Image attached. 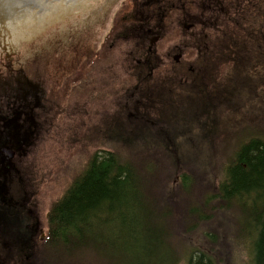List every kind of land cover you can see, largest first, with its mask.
<instances>
[{"label": "rangeland", "instance_id": "obj_1", "mask_svg": "<svg viewBox=\"0 0 264 264\" xmlns=\"http://www.w3.org/2000/svg\"><path fill=\"white\" fill-rule=\"evenodd\" d=\"M123 3L114 2L109 10L103 13L96 11L92 17L93 22L81 17V23L76 26L92 28L87 29L84 37L83 35L79 37L82 28L77 32L72 31L71 34V29L56 33V43L62 44L58 47L59 55H56L53 61L59 59L62 64L70 67L66 73L62 72L60 75L70 77L78 68L80 60L86 62L85 60L93 58L102 38L110 29L114 16L118 11L117 20L126 16L127 12L120 15ZM241 3L243 0L215 1L214 6L210 3V18H207L204 11L197 19L188 23V25L194 23L197 29L190 30L192 26L184 28L180 25L182 40H179L181 41L179 45L183 47L181 55L173 57H168L167 54L158 55L160 58L155 61L174 63L175 69L168 78H153L147 81L148 66H138L135 62V59L145 57L147 52L144 49L135 51L134 47L138 41L133 33L121 34L113 47L115 58L105 64L106 66H100L103 82L109 74L105 73L106 70L111 72L113 69L119 81L135 75L137 77L135 83H139L138 88L159 95L154 101L159 109H88L92 125L95 123L100 125L91 127L93 131L100 128L101 143L94 144V141L81 137L83 124L79 112L83 109H69V114L67 109H61L63 112H60V109H48V118L52 122L50 133L58 136L51 138L49 135L40 134L33 145L24 148L26 156L21 158L20 165H24L27 172L23 175L14 174L13 177L6 179L7 191L13 203L11 206L0 203V224L9 225L10 231L19 236L18 242L22 244L20 248L23 247L25 253L28 252L29 246L33 251L40 239L46 237L49 229L48 220L54 204L65 195L74 180L83 174L91 157L96 153L108 151L113 154L120 152L129 158L141 154L162 159L161 161L166 160V166L176 167V172L169 183L170 189H165L161 194L157 193L161 195L159 202L152 200L150 193L146 192L150 198L148 202L132 203L126 210L129 222L136 221L135 217L142 220L138 222L141 223L144 238L134 235L132 231L130 235L117 236L114 229L116 225L99 226L100 236L108 234L109 248L106 249L108 260H105L108 264H132L134 255L121 254L120 251H125L123 250L125 247L133 245L137 240L139 248L146 246V251L151 253V258L146 264H171V256H175L180 248L171 232L176 227L175 221L184 218L193 205L198 207L208 204L210 208L215 207L212 202H202L203 194L208 199L211 197L210 194L216 193L223 177L214 173L208 176L202 172L214 165L215 169L217 167L219 170L223 169L226 164L222 159L224 155L232 154L237 150V144L243 140L264 134V9L245 10L230 18L228 12L237 11ZM186 7L189 10L192 5L187 3ZM224 17L234 24L238 23V28L222 25ZM175 26L169 25L167 30ZM51 40L52 38L44 37L42 46L51 44ZM72 41L76 42L74 47L76 50L70 47ZM77 42L85 43V48L78 50ZM36 50L24 48L22 60H28V65L23 67V73L28 78L35 77V74L40 76L38 83H44L50 96L44 103L48 105L55 98L52 95L56 91L49 82V77L56 71L48 74L50 62L48 56L40 59L37 65L29 64ZM131 51H134L132 60L127 59ZM192 52L194 55H191ZM189 60L190 63L187 62ZM5 64L9 65L8 62ZM56 69L57 67L54 68ZM195 74L210 77L206 79L210 82V93L204 92L206 87L203 85L197 87L198 90H194L191 85H182L186 83L183 78L192 79ZM105 88L104 85L103 89ZM0 95L4 96L8 104L13 103L15 106L19 105L15 97L23 98L11 80L0 81ZM189 95H193L194 98ZM209 95L210 98H207ZM62 121H65L63 126ZM91 121L88 126L91 125ZM106 131L109 138L115 139L114 143L106 138ZM222 135L228 136L227 143H221ZM119 155L121 154L116 153V156ZM20 165L18 169L21 171ZM189 174L190 183H193L192 188L204 186L206 187L204 193L187 195L181 190L183 177ZM145 185L158 183L147 180L141 186L146 187ZM197 197L200 198V203L191 204V199L195 201ZM17 203L25 204L30 209L22 210ZM252 207V202H247L243 207L230 212L222 209L208 221V224H212L204 228L203 234L199 233L204 226L191 235L194 237L193 245L189 243L190 248L187 250L200 249L207 252L210 258L217 260L219 264H254L253 241L248 236L249 232H253V225L248 217V210ZM169 210L173 213L171 214ZM249 224L250 227L247 229ZM239 225L242 226L240 228L242 233L237 236ZM210 234L213 237H210ZM146 236L153 238L145 239ZM116 242L119 245H115ZM90 245L99 250L100 245L93 242ZM81 251L83 247H78L77 252ZM11 255L9 257L0 251V258L7 256L4 257V260L8 261L5 264H16L17 254ZM65 255L70 257L68 254ZM87 256L85 254V264H90ZM182 263L183 261L180 264ZM92 264H99L98 259L93 260Z\"/></svg>", "mask_w": 264, "mask_h": 264}, {"label": "trees", "instance_id": "obj_2", "mask_svg": "<svg viewBox=\"0 0 264 264\" xmlns=\"http://www.w3.org/2000/svg\"><path fill=\"white\" fill-rule=\"evenodd\" d=\"M256 9H264V0H243L237 11L230 10L228 16L232 18L239 12ZM226 18L224 17L222 25L238 28V23L234 24ZM258 135L259 138L243 140L237 144V150L232 154L224 155L222 159L226 164L223 169L219 170L218 167L215 169L214 165L202 172L208 176L214 173L223 177L216 193L210 194L211 197L208 199L203 194L202 202H212L215 207L210 208L208 204L198 207L193 205L184 218L175 221L176 227L171 232L180 248L175 256H171V264H180L182 261V264H219L217 260L210 258L207 252L200 249L187 250L189 243L193 245L194 237L191 235L204 226L199 233L203 234L204 228L212 224H208V221L222 209L230 212L243 207L247 202L253 204L248 210L253 232H249L248 236L253 241L254 264H264V134ZM220 141L227 143L229 138L222 135ZM116 153L121 155L116 156ZM161 160L141 154L129 158L120 152L96 153L87 163V169L83 174L74 180L65 195L54 204L48 220L49 229L46 237L34 246L35 251L29 246L28 252L25 253L23 247L20 248L19 236L13 234L9 229L10 226L6 224H0V251L9 257L12 256L11 253H16V264H85V254L88 255L90 264L96 258L99 264H108L105 260H108L106 253V249L109 248L108 234L104 233L100 236L99 226L116 225L114 229L117 236L130 235L132 231L134 235L144 238L141 223L138 222L142 220L135 217L136 221L129 222L126 210L132 203L148 202L150 198L159 202L161 195L157 193L161 194L165 189H170L169 183L174 177L176 167H167L166 160ZM185 177L180 187L187 195L201 193L206 189L204 186L192 188L190 174ZM147 180L158 185L141 186ZM146 192L150 193V198L145 194ZM199 199V197L195 201L191 199V204L200 203ZM169 212L173 213L172 210ZM195 220L197 222H194ZM241 227L238 226L237 236L242 233ZM249 227L250 224L247 229ZM210 237L213 235L210 234ZM152 238L146 236L145 239L152 240ZM92 242L100 245L98 251L90 245ZM116 244L119 245L118 242ZM137 244L136 240L134 246L125 247L123 249L125 251H120L121 254L134 255L132 264L148 263L151 253L146 251V246L139 248ZM78 247H83V251L77 252ZM65 254L70 257H65ZM4 257L0 258V264L8 262Z\"/></svg>", "mask_w": 264, "mask_h": 264}, {"label": "flooded vegetation", "instance_id": "obj_3", "mask_svg": "<svg viewBox=\"0 0 264 264\" xmlns=\"http://www.w3.org/2000/svg\"><path fill=\"white\" fill-rule=\"evenodd\" d=\"M70 1L72 3H68V6L67 0L66 5L64 3L60 5H53V3H50L45 6V8L38 9L40 14L36 15V11L32 12V14L43 18L47 13H49V15L54 13V10L61 9L58 10L61 11V13L64 11L70 12L71 10L73 16L70 15V17H73V21H75L77 17L78 20L76 21L80 23V19L84 14L86 15V21L91 22L97 10L102 11L106 3H109V10V7H111L110 5L118 1L120 3L124 2L121 5L122 11L120 15L125 12H127V14L123 19L117 20L119 16L118 11L114 19L111 20V27L102 38L98 51L94 53L93 58L85 60L86 62L80 60L78 68L75 71H73V69V72L68 78H65L64 74H60L62 72L66 73L70 67L62 64L59 59L53 61L54 57L59 55L58 47L61 46V42L56 43L57 41L52 37L51 44L45 46L40 45V47L34 48L37 50L29 64L37 65L40 59L48 56L50 58L48 74H50L51 71H56L54 74H50L49 77V82H51L56 89L52 97L56 99L53 98V101L48 105L44 103L46 99H48L47 97L50 96L47 89H45L44 83H38V78L40 76L35 74V77L28 78L27 75L23 73V67L28 65V60L23 61L22 58H15V61H13L14 59H7L6 62H8L9 65L5 63L0 65V81L11 80L19 93L23 95V98L22 96L15 97L17 104H19L17 106L13 103L8 104L4 100V96L0 95V203L4 206H11L13 203L7 191L6 179L13 177L14 174L23 175L27 172L24 165H20V163H22L21 158L26 156L24 148L33 145L36 140H38L40 134L49 135L51 138L53 136H58V134L54 135L55 133H50L52 122L48 118V109H60V112H63L61 109H67L68 114L69 109H83L79 112L83 124L81 128V137H83V139H89L91 142L94 141V144L102 142L100 138L101 134L99 133L100 128L95 131L92 129V127H100V125H97V123L92 125L91 115L87 113L88 109H159L158 106H155L154 102L159 95L155 94L153 91H144L138 88L139 83H135L137 78L135 75L127 76L126 79L123 78L119 81L118 75L113 69L111 72L106 70L105 73L109 74L107 75V79H104L103 82L100 69L115 58L113 47L116 45V39H118L121 34L133 33L135 39L138 41L137 45L134 47L135 51L139 52L144 49V51L147 52L145 57L135 59L138 66H148L147 69L149 72L147 74V81L153 78H168L175 69V65L170 62H155L160 58L158 55L167 54L168 57L181 55L183 47L179 45V42H181L179 40H182V28L180 25L184 28L192 26L190 30L197 29V25L194 23L188 25V23L197 19L204 11L207 14V18H210V3L213 5L215 1L219 0ZM187 3L192 5L189 10L186 7ZM64 5L67 9H65V7L63 8ZM79 6L81 7L80 10ZM169 25L176 26L167 30ZM55 28L56 27L52 29L54 31L59 30V28ZM79 28H82L79 37H81V35H83V37L86 36L87 29L92 30V28L86 27L84 29L82 26H76L71 28L70 34L74 30L77 32ZM64 45L67 46L66 43H64ZM77 45L79 47L78 50L85 48V43L77 42ZM75 46L76 42L72 41L70 47L76 50V48H74ZM171 51L176 53L172 55L171 53L173 52ZM17 54L18 53H16L15 56ZM133 54L134 51H131L127 59L130 58L132 60ZM191 55H194V52H192ZM87 61H89V63H87ZM187 62L190 63L191 60ZM13 67L17 68L14 69ZM55 67H57L56 70H54ZM97 71H99V74H97ZM192 77V79L183 78L186 83L182 85H191L194 90H198L197 87L203 85L206 87L204 92L210 93V82L206 80L210 79V77L207 75L200 76L198 74ZM106 80L108 82H106ZM104 85L106 87L105 89H103ZM197 94L200 95V93ZM189 97L194 98L193 95H189ZM207 98H210V95L207 96ZM160 103L161 98L159 100V104ZM208 109H210V107H208ZM56 112L58 113V110H56ZM100 115L102 116V113H100ZM90 121L91 125L88 126L87 124ZM64 123L65 121H62V126ZM106 134V138H108L111 143H114L115 139L108 137V131H106ZM18 165L21 166V171L18 169ZM86 166L85 170L87 169ZM20 207L22 210L30 209V207L25 204L20 205Z\"/></svg>", "mask_w": 264, "mask_h": 264}, {"label": "water", "instance_id": "obj_4", "mask_svg": "<svg viewBox=\"0 0 264 264\" xmlns=\"http://www.w3.org/2000/svg\"><path fill=\"white\" fill-rule=\"evenodd\" d=\"M50 3L66 5V0H0V64L7 59L15 61V58H22L24 48L34 49L42 45L44 37L56 39V33L70 30L79 24L77 17L75 21L70 17L73 13L71 10L62 13L58 11L61 9L54 10V13H47L43 18L32 14L35 11L36 15L40 14L38 9ZM68 3L72 2L67 0V6ZM54 27L59 30L54 31Z\"/></svg>", "mask_w": 264, "mask_h": 264}, {"label": "bare ground", "instance_id": "obj_5", "mask_svg": "<svg viewBox=\"0 0 264 264\" xmlns=\"http://www.w3.org/2000/svg\"><path fill=\"white\" fill-rule=\"evenodd\" d=\"M108 5H109V3H106V4L103 6V9H102L101 13L105 12V11L108 9ZM91 22H93V21H91Z\"/></svg>", "mask_w": 264, "mask_h": 264}]
</instances>
